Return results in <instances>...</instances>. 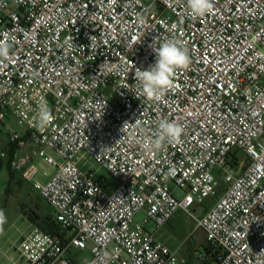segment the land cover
<instances>
[{"label":"built area","instance_id":"1","mask_svg":"<svg viewBox=\"0 0 264 264\" xmlns=\"http://www.w3.org/2000/svg\"><path fill=\"white\" fill-rule=\"evenodd\" d=\"M213 4L193 18L186 0H0V40L12 45L0 61V127L9 117L23 129L0 131V160L12 146L10 170L59 230L23 234L14 251L24 264H74L86 249L81 264H184L146 229L179 210L204 234L200 261L264 264V0ZM169 38L191 63L149 101L135 68L153 65L150 45ZM41 102L53 115L45 128ZM161 119L184 126L178 143L153 142Z\"/></svg>","mask_w":264,"mask_h":264},{"label":"rangeland","instance_id":"2","mask_svg":"<svg viewBox=\"0 0 264 264\" xmlns=\"http://www.w3.org/2000/svg\"><path fill=\"white\" fill-rule=\"evenodd\" d=\"M6 127L8 128L6 130ZM2 133L8 131L22 133L16 121L12 118H6L4 126L0 127ZM87 166L95 172L96 177H104L108 187L114 188L116 182L108 179L106 173L98 166L89 162ZM224 186H220L214 197L204 201L199 207H193L195 215L200 216L205 210H208L216 197L223 192ZM176 195L180 196L176 191ZM0 212H3L4 221L0 223V257L3 264H10L12 259L16 264H24L18 259L14 248L17 246L20 237L30 231L32 223L30 216L35 212V216H50V211L46 205L36 196L30 186L22 183L19 185L17 180L8 183V174L5 161L0 160ZM199 212V215H198ZM175 220L171 225H165L160 229H154L151 223L146 224V229L151 230L157 239L165 243L169 248L177 250L178 258L184 261V264H205L200 261V254L204 249V235L202 231L193 230V221L182 211L175 213ZM144 215L140 212L134 217V222L141 223ZM89 258V250L72 255L74 264H81L83 259Z\"/></svg>","mask_w":264,"mask_h":264},{"label":"clouds","instance_id":"3","mask_svg":"<svg viewBox=\"0 0 264 264\" xmlns=\"http://www.w3.org/2000/svg\"><path fill=\"white\" fill-rule=\"evenodd\" d=\"M189 15L193 18L203 17L213 9V0H186ZM154 43H156L154 41ZM150 45L155 53V63L147 69L135 68V87L139 94L149 101H159L165 92L174 86V76L179 70L187 69L191 58L186 46L179 39L169 38ZM11 43L0 40V61L10 57ZM53 121L51 108L41 102L38 105L36 124L38 128H45ZM184 126L176 121L161 119L158 124L155 140L157 146L169 143H178L184 133ZM3 212H0V223L4 221Z\"/></svg>","mask_w":264,"mask_h":264},{"label":"trees","instance_id":"4","mask_svg":"<svg viewBox=\"0 0 264 264\" xmlns=\"http://www.w3.org/2000/svg\"><path fill=\"white\" fill-rule=\"evenodd\" d=\"M7 174H8V183H10L13 180H17V183L19 185L22 184L20 180H18L14 173L10 171L9 165L6 166ZM30 220L32 225L36 226L38 229H40L42 232L47 234H58V227L57 225L52 221L51 215H47L45 217H38L35 216V212L31 213ZM204 249H207L206 246H204ZM205 264H211L210 261L204 262Z\"/></svg>","mask_w":264,"mask_h":264},{"label":"crops","instance_id":"5","mask_svg":"<svg viewBox=\"0 0 264 264\" xmlns=\"http://www.w3.org/2000/svg\"><path fill=\"white\" fill-rule=\"evenodd\" d=\"M12 150H13V147L12 146H10L9 147V153H8V156L5 158V159H3L2 161H5V164H6V166L7 165H9V163H10V160H11V158H12ZM10 168V167H9ZM11 171V170H10ZM12 172V171H11ZM12 173H14V172H12ZM14 175H15V177L18 179V180H20L19 179V176L17 175V174H15L14 173ZM36 194V193H35ZM37 196V195H36ZM38 197V196H37ZM176 215V214H175ZM175 215L173 216V218L170 220V222L168 223V224H166V225H171L172 224V222L176 219L175 218ZM32 227H36V226H34V225H32ZM204 235V234H203ZM155 236V238L157 239V237H156V235H154ZM161 242V241H160ZM204 242H205V240H204ZM163 243V242H162ZM163 244H165V243H163ZM166 245V244H165ZM167 246V245H166ZM0 264H3V262H2V259H1V257H0Z\"/></svg>","mask_w":264,"mask_h":264}]
</instances>
